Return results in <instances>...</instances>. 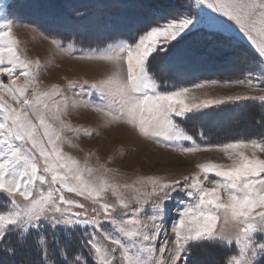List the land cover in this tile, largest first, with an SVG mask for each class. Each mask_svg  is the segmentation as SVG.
Here are the masks:
<instances>
[{"label":"snow or ice","instance_id":"6c2138e0","mask_svg":"<svg viewBox=\"0 0 264 264\" xmlns=\"http://www.w3.org/2000/svg\"><path fill=\"white\" fill-rule=\"evenodd\" d=\"M199 3L234 22L264 64V0ZM207 22L224 27L212 16ZM13 23L0 19V194L6 197L0 207V253L15 257L20 248L32 249L37 257L32 264H189L190 250L208 243L234 250L223 264H264V137L202 146L177 122L210 106L248 100L264 104V70L259 77L249 73L242 79L193 85H244L259 95L197 102L189 87H162L163 74L176 69L159 61V54L166 56L174 42L200 23L191 14L169 13L139 28L129 41L76 57L111 64L103 78L68 79L42 90L40 74L46 65L26 54ZM46 38L58 51H76L72 45L65 49L54 36ZM80 108L98 114L102 127L130 126L139 136L173 151L218 148L231 164L201 163L199 171L178 179L148 176L120 183L116 170L106 163L94 167L64 151L65 144L78 147L73 141L81 135H99L98 129L76 126L68 119ZM108 193L114 201L108 200ZM178 193L189 202L169 235L168 204ZM80 226L84 232L78 246L57 236Z\"/></svg>","mask_w":264,"mask_h":264},{"label":"rangeland","instance_id":"374dc122","mask_svg":"<svg viewBox=\"0 0 264 264\" xmlns=\"http://www.w3.org/2000/svg\"><path fill=\"white\" fill-rule=\"evenodd\" d=\"M21 1L22 0H0V19L6 18L14 21L13 32L21 41V47L26 51V54L30 58H39L41 63L46 65L45 70L40 74V88L42 90L50 89L51 85L53 84H65L68 79L81 81L88 80L90 82L99 80L111 72L112 65L108 62L76 58L84 56L86 53L99 48L85 49L79 47L73 41H67L65 43L62 41L65 49H67L69 45H72L76 50L75 53L73 55H70L66 52L56 50L54 46L51 45L50 39L46 38L51 36L45 34L41 29H39L37 24L41 23L40 20H34L27 13H25L26 11H28V8L26 6L24 7ZM65 1L66 2L62 4L69 8L73 3L77 4L75 0ZM82 1L85 3L81 6V8H83L84 10H87L88 8L86 3L93 6L100 5L99 3H95L94 1ZM105 1H108L105 3V5L109 7L120 5L118 1ZM131 5L132 4H130L129 6ZM134 5L140 7L138 13H141L140 16L144 17H148V14H146L145 10H147L148 7H150L151 9V6H154L153 12L151 14L152 16H154L153 14L157 13H160L159 17L169 13L172 16L183 13L191 14L194 20L200 19V23L196 28L192 29V31L189 34L185 35L184 38L178 43L174 42L173 47L177 46V44H180L181 41L186 40V45L183 49L184 51L183 53H181V57L179 59L181 63L178 60L174 59L172 61L169 53L166 56L163 53L159 54L158 56L159 61L171 63L176 69L175 71L165 72L163 74L165 76L169 74L170 77H174V79H171L169 84L166 85L169 89L175 87L176 83L171 84L172 82L180 81V79L185 81L186 79L183 78L192 74V71L189 67L183 66L185 65L183 62L187 57L186 55H189L192 52V55L198 54L197 56L202 57L201 53H222L219 54L217 59L216 57H214V59H207L205 57H202L205 58L200 60L204 69L202 73L205 75H202L200 78H198V80H195L190 84L184 83L181 85H177L176 87H189L192 90L190 95H194L197 98V102L204 99H219L229 95L260 94L258 91H252L244 85L236 84L225 85L223 83H218L205 84V86L202 88L193 87L194 84L200 83L205 80H217L223 82L225 80L242 79L249 73H252L254 76L259 77L261 70H264V64H261L259 62L258 53L256 52L255 48L251 45L250 41L247 40V37L239 31V27L234 22L228 21L226 17L219 16L218 13H213L206 6L201 5L199 3V0H144L143 7L140 6L142 4H139L137 0H135ZM67 7L63 8L66 9ZM22 10H24L25 12L23 13ZM56 11L58 12V10ZM148 13H151V11L148 10ZM208 16L215 17L217 20H222L224 23V27H210L207 22ZM99 18V16H94V19L98 24V20H100ZM142 22V17H134V22H132V25L135 26L136 24H141ZM97 23H89L88 21H85L77 22L74 25H71L70 23L69 24L70 28L77 32L82 27L88 28V24H90V26L95 29ZM33 29H36L37 31H33ZM59 30L62 32V30H65V28L60 27ZM92 31L93 35L97 36L99 34H102L103 29L102 27H97L95 31L93 29L91 30V32ZM210 38L212 39L210 40ZM121 41L127 40H119L111 44H117ZM184 53H186V55ZM152 70H156V61H153ZM221 73L223 75H218ZM212 74H215L216 76H207ZM4 79L5 82H7L6 77ZM188 80L191 79H187L185 82H189ZM93 99L95 100L96 97H93ZM252 101H255L257 104L262 105V112L264 111V104H262L259 100L242 101L243 104H241V102L225 104H234V106H236V104L237 106L239 104L249 105L250 103H252ZM216 106L217 105L210 106L209 108L202 110H211ZM249 109L250 111H253L255 113V119L257 117V114L259 113L257 106H251V108ZM195 113L198 114V112ZM243 113L244 114L242 116H233V114H231L229 111L225 113H218V111H209L208 115L205 116V118H203L202 120L206 127L215 129L221 136L230 133H232L233 136H237V134L233 133L247 131L248 128H252L253 125L257 126L256 121H249L250 113L246 114V111H244ZM68 119L71 120L73 125H83L87 128L98 129L99 135H93L91 138L81 135L78 140L73 141L78 145V147L73 148L68 144H65L64 151L80 160L81 162L87 159L90 165L94 167L98 166V163H106L109 168L116 170L114 174L116 175L120 183H132L139 177L148 176H163L167 178L178 179L184 175H190L191 173L199 171L197 165L201 163L216 162L222 164H231V161L228 160L227 156H225L222 151L215 147L208 150H201L195 153L185 154L179 151H173L170 148L160 147L159 145L153 143L151 140L139 136L131 129L130 126L124 124H112L110 127H102V118L89 109L80 108L78 110L72 111ZM177 122L181 123L182 127L187 125L186 120L181 121L178 119ZM122 126L129 129V131L132 130L134 133L125 131L127 135L121 134L120 130ZM132 134L141 139L142 143L139 142V147L145 149L146 151L149 150L152 155L150 154L149 156V153L146 154L144 152H139L136 143L129 144L130 141L128 136ZM196 134H202V129H197ZM66 135L72 137L73 134L67 133ZM261 137H264V135H262ZM221 139L223 141H219V143L216 144H204L203 142H197V144H200L202 146L219 145L227 142H232L234 140H242L237 138ZM187 143L188 142H186V146ZM244 151L246 152V155L251 156L250 151ZM206 186L213 187L212 184L207 182ZM0 195L4 198L6 203V197L2 194ZM65 195L69 198L78 199L81 202L86 203L89 208L93 206L90 202L84 201L83 198L77 197L74 193L66 192ZM106 195L110 202L114 201V198L110 193ZM188 202L189 199L186 198L183 193L175 194L173 199L169 202L165 224V228L168 230L169 235H171V224L178 220L181 211ZM83 232L84 228L83 226H80L79 228L72 229V231L68 233H77L79 234V236H82ZM260 238L262 237L258 236V239ZM218 252L220 253V251L218 249L216 250V248L202 249L200 247H197L193 251V256H191V259L196 260V256H203L205 262L217 263L219 262ZM231 254H235L234 250L232 253H230V255Z\"/></svg>","mask_w":264,"mask_h":264},{"label":"trees","instance_id":"16d2710c","mask_svg":"<svg viewBox=\"0 0 264 264\" xmlns=\"http://www.w3.org/2000/svg\"><path fill=\"white\" fill-rule=\"evenodd\" d=\"M77 4L73 3L70 5L71 7H67L63 5L62 3L66 2L65 0H22L21 3L23 6L28 8V11H23V13H27L32 19L34 20H40V24L36 23L45 34L56 37L63 41L64 43L67 41H73L76 45H78L81 48H100L105 47L108 44L114 43L119 40H127L129 41V38L134 35L137 30L149 23L154 22L157 18H159V14H153L152 12L154 9V6H151L147 8L146 14H148V17L140 16L138 13V10L140 7L134 5L135 0H114L119 2V6L115 7H109L106 6L105 3L108 1L105 0H89V2L94 1L95 3H99L98 6H93L90 4H87V10H84L81 8L82 5L85 3L82 0H75ZM155 1V0H153ZM158 1V0H157ZM18 2V1H17ZM137 2L141 7H143L144 0H137ZM61 4V5H60ZM132 4L131 6H129ZM149 4V3H148ZM147 4V5H148ZM160 4V3H158ZM134 5V6H133ZM133 6V7H132ZM63 7H67L66 9ZM156 7V6H155ZM159 9V8H155ZM31 10V11H30ZM58 10V12L56 11ZM148 10L151 11V13H148ZM160 11V10H159ZM158 11V12H159ZM94 16H99L100 20L99 24L94 19ZM134 17H142L143 22L141 24H136L135 26L132 25V22H134ZM88 21L97 23V26L92 28L90 24H88V28L82 27L77 32L75 30H72L70 28V24L74 25L77 22H85ZM70 23V24H69ZM139 25V26H137ZM52 26V27H51ZM60 27L65 28V30H62V32L59 30ZM97 27H102L103 32L102 34H99L97 36L93 35V29L94 31L97 29ZM214 38V37H213ZM212 38H210L211 40ZM186 40H183L180 42V44H177V46L173 47L171 50H169V56L174 60H178L181 57V53H183L184 46L186 45ZM179 52V53H177ZM194 53V51H193ZM186 55V53H184ZM202 57H205L207 59L216 57L218 58L219 54L222 53H201ZM198 55V54H197ZM197 55H186V59L183 62L185 67H189L192 71V74L190 76H186L183 79H191L188 80L189 82H185L180 79V81L172 82L171 84H175V87L177 85H181L184 83L190 84L191 82H194L195 80H198L202 75H205L202 73L203 65L200 62V60L205 59L202 57H199ZM204 55V56H203ZM180 62V61H179ZM223 62V61H222ZM181 63V62H180ZM179 64V63H178ZM218 75H223L218 74ZM208 77H214L215 74L207 75ZM159 79V78H158ZM174 79V77H170L169 74L166 76L163 75V79L161 81L162 87L166 84L168 85L170 80ZM248 103V102H247ZM243 104V102H241ZM257 106L258 108V114L257 117H255V113L253 111H250L249 108L251 106ZM262 105L257 104L255 101H252L249 105H238L234 106V104H222L217 105L213 109L208 110H202L197 113H193L189 115V118L186 119L187 125L183 126L188 133H190L196 142H203L204 144H216L219 143V141H223L221 138L224 139H230V138H237V139H251V138H260L262 135H264V111L262 112L261 109ZM209 111H218V113H225L230 112L234 115H243L244 111H246V114L250 113L249 121L250 122H257V126H252V128H248L247 131H241L239 133H233L237 134V136H233L232 133L225 134V135H219V132H217L215 129H211L205 126L203 123V118L208 115ZM201 116V117H200ZM257 128V129H256ZM202 129V134H196V131ZM228 131V130H227ZM202 135V136H201ZM5 205L4 198L0 195V207H3ZM66 236L68 239L71 240L73 245H77L81 239V236L79 234H71V233H57V236ZM11 239V238H10ZM202 249L206 248H216L220 251L219 255V262L212 263V262H205L203 256L198 257L196 256L195 259H191L193 256V251L197 247H193L190 250V255L188 257L189 264H223L226 257L230 256V253L233 252V249L231 248H224V247H217L213 246L211 244L205 243L199 246ZM36 252L29 248H20L17 252V255L15 257H8L5 256L3 253H0V261L3 262V264H32L33 261L36 260Z\"/></svg>","mask_w":264,"mask_h":264},{"label":"bare ground","instance_id":"6f19581e","mask_svg":"<svg viewBox=\"0 0 264 264\" xmlns=\"http://www.w3.org/2000/svg\"><path fill=\"white\" fill-rule=\"evenodd\" d=\"M120 130V129H119ZM125 131H129V129H127V128H125V127H123L122 126V128H121V130H120V133L121 134H125V135H127V133L125 132ZM129 132H131V133H134L132 130H130ZM128 138H129V144L130 143H132V144H134V143H136V146H137V148L139 149V152H144V153H146V154H148L149 156H150V152H149V150H145V149H142V148H140L139 146H140V143L139 142H141L142 143V141H141V139H139V138H137L136 137V135H130V136H128ZM135 146V145H134ZM168 154V153H167ZM152 155V154H151ZM138 156V155H137ZM153 156H154V154H153ZM152 156V157H153ZM223 160V159H222Z\"/></svg>","mask_w":264,"mask_h":264}]
</instances>
